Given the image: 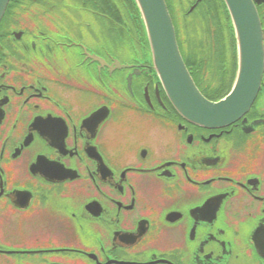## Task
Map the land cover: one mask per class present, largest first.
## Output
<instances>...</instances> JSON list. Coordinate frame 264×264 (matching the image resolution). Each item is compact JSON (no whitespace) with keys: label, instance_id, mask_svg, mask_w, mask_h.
Listing matches in <instances>:
<instances>
[{"label":"flooded vegetation","instance_id":"obj_1","mask_svg":"<svg viewBox=\"0 0 264 264\" xmlns=\"http://www.w3.org/2000/svg\"><path fill=\"white\" fill-rule=\"evenodd\" d=\"M181 1L203 28L202 70L186 66L218 101L228 15ZM89 2L10 0L0 22V264H264V0L258 92L216 129L182 119L135 56L125 1Z\"/></svg>","mask_w":264,"mask_h":264},{"label":"water","instance_id":"obj_2","mask_svg":"<svg viewBox=\"0 0 264 264\" xmlns=\"http://www.w3.org/2000/svg\"><path fill=\"white\" fill-rule=\"evenodd\" d=\"M132 1L147 45V62L182 119L202 128H223L250 109L263 72L262 34L252 0H222L235 37L237 68L229 93L216 102L199 92L186 69L165 1ZM9 2L0 0V21Z\"/></svg>","mask_w":264,"mask_h":264},{"label":"rangeland","instance_id":"obj_3","mask_svg":"<svg viewBox=\"0 0 264 264\" xmlns=\"http://www.w3.org/2000/svg\"><path fill=\"white\" fill-rule=\"evenodd\" d=\"M188 4L186 2H182L181 4L179 3V0H171V9L175 11L176 9V15L177 17L175 18L174 23L179 27L178 35H179V40L181 41V46L183 48V51L185 52V55L193 54V57L197 60L198 64H200V71L202 70V63H203V58L204 54H202L200 51L199 52H190L188 51V48L194 45H197L200 41H202V23L198 22L195 23L194 26L190 25V18L192 17H187V20L184 19L183 17V11L187 9ZM181 7L183 10H181ZM134 26L137 27V22H134ZM134 39H135V56L138 59H141L142 54L147 57V49H146V44L143 41V36H141V33H139L138 29L136 28L134 30ZM188 58V57H187ZM192 59V58H191Z\"/></svg>","mask_w":264,"mask_h":264},{"label":"trees","instance_id":"obj_4","mask_svg":"<svg viewBox=\"0 0 264 264\" xmlns=\"http://www.w3.org/2000/svg\"><path fill=\"white\" fill-rule=\"evenodd\" d=\"M90 0H81V2H84V5H88V4H90V2H89ZM117 2H120V0H116ZM121 1H123V0H121ZM125 1V4H127V6H128V9H129V15H130V18H131V20H134V21H137L138 20V13H137V10H136V7H135V5H134V3H133V1L132 0H124ZM168 2V1H167ZM220 2V0L218 1V3ZM121 3H123V2H121ZM221 3V2H220ZM215 6H216V0H215ZM86 5V6H87ZM91 6H93V5H91ZM96 5H94V7H95ZM89 7V6H88ZM114 7H115V12H117V8L119 7L118 6V4L117 3H115V5H114ZM121 7V6H120ZM169 10H170V8H169ZM185 19L187 20V17H185ZM175 24V23H174ZM175 28H176V30H177V34H178V32H180L179 31V27L175 24ZM180 46L182 45L181 44V41H180ZM182 47V46H181ZM186 56V60L184 59V61H186V65H188V66H190V65H193V64H196L197 63V60H195L194 59V57H193V54H191V58H190V54H187V55H185ZM188 57V58H187ZM194 61V62H193ZM193 63V64H192Z\"/></svg>","mask_w":264,"mask_h":264}]
</instances>
